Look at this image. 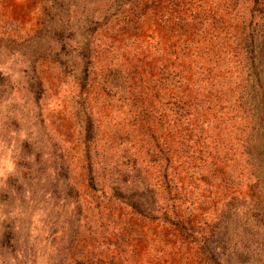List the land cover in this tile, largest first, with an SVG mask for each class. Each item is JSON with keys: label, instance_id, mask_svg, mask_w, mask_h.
<instances>
[{"label": "trees", "instance_id": "16d2710c", "mask_svg": "<svg viewBox=\"0 0 264 264\" xmlns=\"http://www.w3.org/2000/svg\"><path fill=\"white\" fill-rule=\"evenodd\" d=\"M198 1L197 13L186 16L175 11L168 20L157 9L159 0L37 1L43 16L37 26L27 27L26 19L7 18L24 32L4 31V35L18 37V48L30 57L32 66L12 89H28L40 102L51 85L37 73L41 61L36 56L46 51L56 54L51 60L65 78L59 83L72 77L81 95L73 116L80 124L84 115L86 123L84 194L101 192L120 207L114 218L118 239L133 238L135 246L144 241L145 254L170 251L169 264L173 258L180 259L177 264H190L191 259L199 264H264V0ZM206 7L207 21L212 17L210 27L202 14ZM78 11L82 18L73 23ZM145 19L151 24L168 22L178 30L179 42L168 49L173 58H165L167 50L155 38L156 55L146 52L148 57L137 56L136 62L112 57L101 64L107 73L98 93L117 96L126 108V119L118 115L112 135L106 138L113 144L109 149L127 139L131 130L139 154L129 155L127 148L116 159V149L104 172H97L91 161L95 150L89 143L95 134L91 129L95 119L88 109L94 102L89 89H96L93 56L120 47L114 37L105 39L107 44L96 43L95 38L102 29L109 30L111 21H123L124 28L135 30ZM195 21L205 45L184 29ZM7 87L4 82L0 85V97ZM24 149L32 150L28 140ZM236 154L243 159L235 162ZM23 156L32 158L33 152ZM64 158L56 156L53 176L63 180L65 193L55 199L76 214L82 196L67 177L70 167ZM240 177L247 179V185ZM135 218L157 223L163 234L141 231Z\"/></svg>", "mask_w": 264, "mask_h": 264}, {"label": "rangeland", "instance_id": "374dc122", "mask_svg": "<svg viewBox=\"0 0 264 264\" xmlns=\"http://www.w3.org/2000/svg\"><path fill=\"white\" fill-rule=\"evenodd\" d=\"M37 1L40 0H0V17L3 19L0 21V85L3 82L10 85L0 97V264H169L170 251L156 255L145 254L148 252V245L144 241L135 246L133 238H129V241L118 239L114 218L120 207L101 192L97 191L90 197L84 194V173L88 169L85 159L88 154L82 131L85 130L86 123L84 115H80L84 120L80 124L76 115L73 116L81 95L79 87L72 82V77L59 83L61 80L65 81V78H62L59 67L51 60L56 54L46 51L45 54L36 56V60L41 61L36 64L37 73L48 79V84L51 85L47 93H43L40 102L29 95L28 89L17 92L12 89V86L17 85L14 83H17L19 77L26 74V69L30 71L32 66L30 57L18 48V37L15 39L4 35V31H12L13 34L24 32L18 29L17 23L7 22V18L26 19L29 21L27 27L37 26L43 21ZM200 5L198 0H159L157 9L168 20L175 11L186 16L195 14ZM203 9L205 26L210 27L212 17L207 21L209 7ZM81 18V12H76L73 23ZM71 23L72 21L69 22ZM196 23L199 22L186 25L184 29H190L192 37L197 42L203 41L201 45H205L204 38H199L201 32ZM110 24L108 31L102 29L101 34L95 38L96 43L107 44L105 39L114 37L120 49L108 53L98 51L93 56L96 89H89V99L94 102L88 109L95 119L91 125L95 134L89 143L95 150L91 153V161L95 163L97 172H104L106 160L116 149L118 150L113 156L116 159L127 148L129 155L139 154L137 147L133 146L135 133L131 130L127 139L109 149L112 142L107 143L106 138L112 135L118 115V119H126L123 115L126 108L122 107V101L117 96L98 93L100 81L107 73L101 64L112 57L121 62H136L137 56L145 60L148 57L146 52L156 55L153 51L155 38L161 39L162 48L167 50L165 58H168L171 57L168 49L179 42L178 30H172L170 24L163 20H159L158 24H151L149 19H145L135 25V30L124 28L126 24L123 21H111ZM134 37L137 42H134ZM73 45L76 47V42ZM194 47L195 44L190 49L196 50L197 47ZM194 55L200 56L196 53ZM62 58L67 56L62 54ZM156 106L158 107L157 103ZM26 140L31 143V151H28L29 148L27 151L24 149ZM233 147L238 152L242 151L235 142ZM32 152V158L23 156L24 153L32 155ZM240 155L235 157V162L243 159ZM56 156H65V164L70 167L67 177L71 176L72 185L82 196L76 206V214L72 208L65 207L62 201L55 199L65 193L63 180L56 181L53 176ZM240 178L241 183L247 185V179ZM54 193L56 195L52 196ZM253 217L251 214V218ZM255 218L256 215L253 219ZM135 223L140 225L141 231L151 235L163 234V229L157 223L140 222L138 218H135ZM165 236L169 237L170 234ZM177 260L178 258H173L171 264H177L180 259ZM189 263L199 264L194 259ZM256 263L260 264L259 261Z\"/></svg>", "mask_w": 264, "mask_h": 264}]
</instances>
